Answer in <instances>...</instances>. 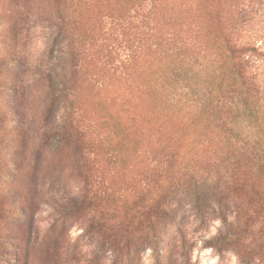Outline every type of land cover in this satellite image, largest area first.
I'll return each instance as SVG.
<instances>
[{
    "label": "rangeland",
    "instance_id": "1",
    "mask_svg": "<svg viewBox=\"0 0 264 264\" xmlns=\"http://www.w3.org/2000/svg\"><path fill=\"white\" fill-rule=\"evenodd\" d=\"M241 3L0 0V264H264V61L253 86L225 42L264 51V0L244 17ZM50 68L70 115L51 103ZM98 175L110 190L82 213L71 202ZM140 208L159 239L114 255L95 213L127 237Z\"/></svg>",
    "mask_w": 264,
    "mask_h": 264
},
{
    "label": "trees",
    "instance_id": "2",
    "mask_svg": "<svg viewBox=\"0 0 264 264\" xmlns=\"http://www.w3.org/2000/svg\"><path fill=\"white\" fill-rule=\"evenodd\" d=\"M262 4L263 0H242L241 9L238 14L241 17H244L248 14L256 13L260 11ZM225 42H227L231 53L239 62V78L244 81L249 80L251 81V84L253 86L257 87V77L254 76L255 74H253L251 70L255 65V60L258 59L264 61V51L255 46L242 45V43H238V41L232 42L231 39ZM109 56L113 57L115 62L118 63H120L122 60V56L114 51L110 52ZM125 56V60L128 61L130 59L129 55ZM48 72H51V75H53L55 70L50 68ZM249 74L251 76H249ZM245 77H248L249 79H246ZM54 78H56L55 75L51 76L50 79L48 78V92L50 95L51 103L55 106L56 102H58L57 110H60L64 106L66 109V113L68 112V114L70 115V113L72 112V97L70 94L71 88L69 86V83L65 77H60L61 80ZM256 89L255 90L258 92V88ZM142 101L145 104V108L149 112H151V115L155 119L160 121L167 120L168 115L164 114L159 108L158 100L154 92H147ZM66 119L70 118L66 117ZM56 128L54 127L51 129L52 133L48 136V140L52 143L57 139L59 143H63L64 145L67 144V135L64 132H61L65 130L57 128L58 131H56ZM163 132L165 133V128H163ZM79 151H81V147ZM260 152H262L261 154L264 155V149L260 150ZM81 153L82 151L80 152V154ZM35 165L36 163H34V166ZM15 166H18V164H15ZM109 190L110 185L102 175L91 176L88 180V183L85 184L82 193L78 197L73 198L74 200L71 202V205L77 209H80L82 213H85V211L89 208L92 209L97 201H99L102 197H105ZM18 198L22 199V201L25 202L23 200V195L19 194ZM139 210V222L136 223L133 228L129 229V231L127 232V237L125 235L118 234V226L120 225V221L118 220L120 217L116 215L110 217L111 222L109 223L108 220L104 218L102 213L98 215L97 213H95L93 217V224H95V228H97L99 233L107 238L109 246L111 247V251L114 253V255H122L123 253H125L126 255H130L132 251L136 249L135 241H137L138 243L142 242V245L150 246L153 240L155 241L156 239H159L160 234L157 233L158 224L153 221L142 208H140ZM162 215L165 216L167 220L173 223H177L178 218L182 216L181 211H179L177 207L172 205V203H169V205L165 206L162 209ZM184 215L186 216V218L189 217L187 212H185ZM24 216L27 218V220H29L31 217V215L26 214ZM139 226H141V229H138ZM138 243L137 247H139ZM181 243V250L187 253L189 251V248L186 247L187 241L182 238ZM121 264H131L129 256L127 259H121Z\"/></svg>",
    "mask_w": 264,
    "mask_h": 264
}]
</instances>
